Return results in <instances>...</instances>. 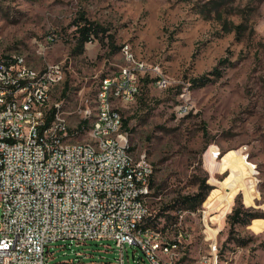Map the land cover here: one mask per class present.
<instances>
[{"label": "rangeland", "instance_id": "1", "mask_svg": "<svg viewBox=\"0 0 264 264\" xmlns=\"http://www.w3.org/2000/svg\"><path fill=\"white\" fill-rule=\"evenodd\" d=\"M81 15L102 29L101 40L83 50ZM126 44L140 63L160 65L168 82L159 87L148 71L137 101L121 108L132 152L154 166L149 207L156 223L161 218L157 229L168 241L181 239L176 264H264V0H0V54L22 53L36 69L65 66L52 101L63 103L80 141L90 138L78 130L79 112L102 79L126 66ZM203 76L213 82L193 87ZM203 180L212 187L208 198L175 227L182 210L164 209L196 194ZM239 207L256 219L232 227L229 216ZM52 247L53 262L76 252L93 255L88 262L121 254L108 240ZM124 264L152 263L128 245Z\"/></svg>", "mask_w": 264, "mask_h": 264}, {"label": "built area", "instance_id": "2", "mask_svg": "<svg viewBox=\"0 0 264 264\" xmlns=\"http://www.w3.org/2000/svg\"><path fill=\"white\" fill-rule=\"evenodd\" d=\"M55 38L50 35L47 42ZM126 47L130 46L124 45V52ZM128 56L130 67L105 77L100 98L102 123L96 129H85L86 107L79 112L82 119L78 130L88 132L89 138L90 132L103 135L124 129L112 79H122L129 96L130 92L140 95L141 78L148 71H154L157 83H168L160 65L133 69L137 57ZM60 69H65L62 63L27 70L24 54H0V264H124L128 245L140 248L154 264L153 245L138 246L137 238L130 235L131 226L140 225L146 237H153V228L144 226L152 214L150 198H142V191L151 189L154 166L145 153L138 155V163H126L122 140L103 141V153H96L95 142L94 147H86L85 141L76 139V131L65 129L70 114L56 117L57 101L54 115H37L32 99L49 92ZM34 74H42V84H34ZM112 121H119V128H112ZM15 136H22V143H15ZM130 175L144 178L145 186H131ZM186 214L182 211L175 227L182 224ZM102 240L115 242L121 251L119 259L88 262L86 259L93 255L76 252L73 259L53 262L52 245L57 242L85 245ZM180 240H170L168 248L176 249Z\"/></svg>", "mask_w": 264, "mask_h": 264}, {"label": "bare ground", "instance_id": "3", "mask_svg": "<svg viewBox=\"0 0 264 264\" xmlns=\"http://www.w3.org/2000/svg\"><path fill=\"white\" fill-rule=\"evenodd\" d=\"M123 55L126 60V66L130 67L131 56L133 55L130 47H126V52L123 50ZM143 62V61H142ZM146 63V62H145ZM139 61H133V69H144V64ZM24 64L27 70H39L28 64L27 58L24 55ZM65 77L64 69H60L56 82H51L49 92L46 93L40 99H32V107L37 108V115L40 118H47L49 115L55 114V107L53 102V94L57 88L62 84ZM167 81V80H166ZM34 84H42V74H34ZM159 87H164L166 83H157ZM112 86L115 87V105L117 107H123L135 102L138 97V92H130V96L123 90L122 79H112ZM105 78L101 80L98 91L95 98L88 100L85 107L87 111L86 123L90 129H96V126L103 121V111L101 109L100 98L104 94ZM84 109V108H83ZM64 111L63 103L57 102L56 117H63ZM87 125V124H86ZM78 127V126H77ZM112 128H119V121H112ZM66 131H71L70 121L65 122ZM87 129V128H86ZM80 132L76 131V139H79ZM126 137V138H125ZM122 140V147H124V158L126 163H138V157L134 155L131 150L130 133L125 129H119L118 131L105 132L103 135L100 132H90V140L85 142L86 147H94L96 153H103V141L114 142ZM15 143H22V136H15ZM149 163L151 161L149 160ZM131 186H145V179L139 178V175H130ZM152 195V188L149 191H142V198H150ZM153 228V237H146V232H141L140 225H132L130 228L131 238H137L138 246L153 245V257L154 264H170V261H174L173 249L168 248V240L164 238L161 231L157 228Z\"/></svg>", "mask_w": 264, "mask_h": 264}, {"label": "trees", "instance_id": "4", "mask_svg": "<svg viewBox=\"0 0 264 264\" xmlns=\"http://www.w3.org/2000/svg\"><path fill=\"white\" fill-rule=\"evenodd\" d=\"M76 28H77L76 29L77 33L79 34L78 41H79V44L81 46V50L84 49V47L87 43L93 42L94 40H101L100 39V32L102 31V29H100V27L98 25H95L94 23H92L88 19H86L85 15H81L80 20L76 21ZM223 28L227 33L233 32V29L231 27H229L228 25H226V23H225V25H223ZM236 28L239 29V27H236ZM212 74L214 76H217V77H220V75H221V73L218 71V69H216ZM143 78H144V76L141 78V85H142ZM210 82H213V79H211L207 76H203L201 78H197V79L193 80L192 86L195 88H201V87L206 86ZM126 124H127V122L124 121V117H123V128ZM153 177H154V174L150 180V185H151L152 189H153V186H152L153 185V183H152ZM211 190H212V187L209 184H207L206 180H203L200 183L198 192L196 194L179 197L174 202L173 205H170L169 207H167V209H164V211L166 213H169L170 211H168V210H171V209L177 210L178 209V210H182L186 213H195V212L199 211V209L201 208L203 203L206 201ZM152 195L150 198H152ZM150 211H151V209H150ZM151 214L152 215L146 219L144 226L145 227L159 228L160 226L158 225V223L161 222L160 221L161 218H159L158 223H156L155 222L156 215H154L152 212H151ZM162 214H164V213H162ZM253 219H256V217L253 215H250L243 207L235 208L233 210L232 214L229 216V220H230L232 227H234L237 224H240L241 226H248V225H250V222ZM161 229H162L161 230L162 232L167 233L164 228H161Z\"/></svg>", "mask_w": 264, "mask_h": 264}]
</instances>
